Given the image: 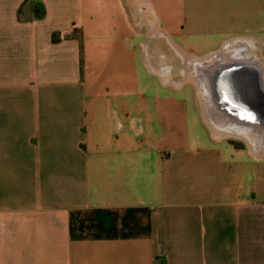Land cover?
I'll list each match as a JSON object with an SVG mask.
<instances>
[{
	"label": "crops",
	"instance_id": "1",
	"mask_svg": "<svg viewBox=\"0 0 264 264\" xmlns=\"http://www.w3.org/2000/svg\"><path fill=\"white\" fill-rule=\"evenodd\" d=\"M223 49L264 65V0H0V264H264Z\"/></svg>",
	"mask_w": 264,
	"mask_h": 264
},
{
	"label": "bare ground",
	"instance_id": "2",
	"mask_svg": "<svg viewBox=\"0 0 264 264\" xmlns=\"http://www.w3.org/2000/svg\"><path fill=\"white\" fill-rule=\"evenodd\" d=\"M235 55H236L235 52L232 53L229 51L222 52L218 55L216 54V56L214 55V57H213L216 60L212 61V62L210 61V63H211L210 66H212V65L215 66L216 64L217 65L222 64L219 62H223V61H219V60L223 59V60L227 61V64H226L227 66H226V68H224V70H228V74L230 75L231 73H234V70L232 69L233 61L234 60H237L238 62L243 61L240 58H238V59L232 58V56H235ZM242 58H244V57H242ZM249 58H246V59H248L246 61L247 63L246 62L241 63L242 65H239L236 68L237 69L236 71H241L243 73L242 75L244 77V78H239L241 81L238 83L239 85H240V83L244 84V88L242 90V93H244V94L246 93V95L249 94L248 100H250V101L247 100V102H245L243 106L253 109L255 107V103L258 102V105L261 106V108H263V110H264V65L260 61H258L257 59L255 60L253 58H251V59H249ZM207 60H209V59H207ZM251 60H253V61H251ZM214 66H212V67H214ZM209 69H210L209 67H204V69L201 71L206 72ZM253 71H255V73H252ZM228 74H226V77L221 76L218 79L219 83L221 82V85L226 89L225 94L227 97L225 100L227 103H228V86L226 85L225 81L228 78ZM201 78H202V82L204 83L203 75ZM199 85H201V84H199ZM204 85H205V83H204ZM257 86L259 87V89H261V92L258 91ZM203 90L205 93L206 89L204 88ZM255 95H256V98H255ZM204 100H205V102L207 101V103H208V100L205 96H204ZM232 101H235V100L233 99ZM208 106H209V104H208ZM262 113H264V112H262ZM261 137L264 138V136H261Z\"/></svg>",
	"mask_w": 264,
	"mask_h": 264
},
{
	"label": "water",
	"instance_id": "3",
	"mask_svg": "<svg viewBox=\"0 0 264 264\" xmlns=\"http://www.w3.org/2000/svg\"><path fill=\"white\" fill-rule=\"evenodd\" d=\"M223 77H226V75L224 74ZM219 79V77H218ZM241 80L240 79H237V78H232V76L228 75V78L226 79V85L228 86V90L231 91L232 93L234 92H242L243 88H244V84H241L240 85L238 84ZM218 88L222 89V90H226L222 85H221V82L219 83L218 81V84H217ZM258 88V91L261 92V89ZM246 94V93H245ZM249 95V94H248ZM247 95V96H248ZM255 98H256V95H255ZM248 100V99H247ZM246 101V100H245ZM250 101V100H248ZM225 103V101H223ZM256 105V103H255Z\"/></svg>",
	"mask_w": 264,
	"mask_h": 264
},
{
	"label": "rangeland",
	"instance_id": "4",
	"mask_svg": "<svg viewBox=\"0 0 264 264\" xmlns=\"http://www.w3.org/2000/svg\"><path fill=\"white\" fill-rule=\"evenodd\" d=\"M222 51H224L225 52V50L223 49V50H221V53H222ZM217 54H220V53H217ZM185 95H186V97H189V96H191V90L190 89H187L186 91H185ZM206 104V102L204 103V105ZM170 105H173V106H179V105H176V104H170ZM207 106H208V104H206Z\"/></svg>",
	"mask_w": 264,
	"mask_h": 264
},
{
	"label": "flooded vegetation",
	"instance_id": "5",
	"mask_svg": "<svg viewBox=\"0 0 264 264\" xmlns=\"http://www.w3.org/2000/svg\"><path fill=\"white\" fill-rule=\"evenodd\" d=\"M235 93V92H234ZM239 93V92H238Z\"/></svg>",
	"mask_w": 264,
	"mask_h": 264
}]
</instances>
